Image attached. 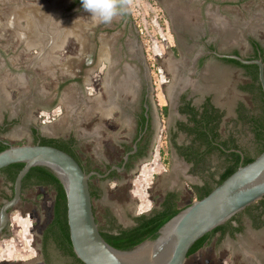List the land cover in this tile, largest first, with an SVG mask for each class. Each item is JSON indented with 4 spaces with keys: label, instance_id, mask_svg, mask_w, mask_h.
Listing matches in <instances>:
<instances>
[{
    "label": "rangeland",
    "instance_id": "obj_1",
    "mask_svg": "<svg viewBox=\"0 0 264 264\" xmlns=\"http://www.w3.org/2000/svg\"><path fill=\"white\" fill-rule=\"evenodd\" d=\"M144 1L152 3L151 10H154H149L152 38L146 37L149 39L148 55L145 51L144 55L147 65L153 63V93H156V103L161 106L170 105L173 82H181L183 73L189 74V80L198 77L192 73L191 65L193 58L200 54L201 40L215 42L225 52L236 48L241 56L251 53L248 44L250 36L264 46V0ZM156 9L161 14H157ZM119 10L123 14L122 8ZM12 11L14 20L13 13L10 15ZM36 11H39L38 16ZM87 15L82 5L74 0H0V124L8 121L7 131L1 137L11 144H33L29 122L43 128L48 137L74 133L78 138L77 153L80 158L91 169L103 170L121 157L123 151L118 141L131 136V120L126 117L120 120L116 113L114 122L105 118L109 114L105 97L99 96V99L93 95L92 72L88 69L83 71L82 81L74 82L67 76L73 70L75 74L82 66L81 30H85L86 25L91 28L95 23ZM159 15L166 18L167 30ZM26 16L31 20H24ZM122 16L119 13L108 25L115 28L117 21H122ZM154 17L159 26L152 24ZM82 22L87 23L85 27ZM27 24L28 27L33 26V33L37 35L34 37L28 33L25 37L33 41L30 45L22 35L23 30H27ZM41 31L45 32L39 33ZM177 31L186 34L184 45L180 44ZM75 33L80 40L76 39ZM47 50V57H54L47 58L44 66L38 58L39 53H46ZM74 56L77 58L75 61ZM206 63L205 77L215 79L214 87L219 88L214 89L217 93L214 103L223 111L220 136H231L241 149L254 155L252 133L237 119L235 111L237 103L243 102L253 113L259 112L256 96L241 88L249 82V77L241 68L225 64L214 56H209ZM78 94L83 101L80 103L81 116L75 106ZM206 94L195 93L194 102L199 103ZM102 105H105V112L100 113ZM52 111L53 117L43 122ZM6 115H9L7 119ZM176 119L173 106L165 117L155 111V121L162 125L155 128L146 156L136 160L129 170L112 178L90 179L98 193L92 197L98 227L109 224V215L117 225H132L134 216L158 208L168 191L176 192L178 205L185 207L196 200L192 185H200L210 179V173L217 176L221 171L224 159L215 153L208 155L205 163L197 169H192L175 153L164 127L166 124L171 127ZM186 138L180 135L177 140L184 142ZM10 195L11 183L0 172V206ZM53 200L54 191L48 186L37 185L22 191L20 200L9 210L6 228L0 233V264H44L40 255V238L52 217ZM238 217L244 228L235 240L228 236L220 239L215 234L198 251L190 254L184 264H264V225L253 227L245 211H240ZM235 244L242 249H236ZM65 260L68 261L67 258Z\"/></svg>",
    "mask_w": 264,
    "mask_h": 264
},
{
    "label": "water",
    "instance_id": "obj_2",
    "mask_svg": "<svg viewBox=\"0 0 264 264\" xmlns=\"http://www.w3.org/2000/svg\"><path fill=\"white\" fill-rule=\"evenodd\" d=\"M213 53L219 58L256 64L264 93V64L260 58ZM135 150L136 143L131 153ZM128 154H125L124 162ZM16 162H22L23 166L16 174L12 196L0 206V232L8 224L9 210L21 198L22 178L32 166L44 165L59 178L64 188L70 242L76 257L84 264H184L187 252L196 240L264 195L263 150L252 161L239 165L208 194L179 210L158 229L154 239H145L131 249L122 250L111 246L100 233L94 217L89 179L92 175L104 177L113 169L121 171L124 162L121 166H111L105 173L86 172L73 156L55 146L10 143L0 151V169ZM144 246L147 248L142 249Z\"/></svg>",
    "mask_w": 264,
    "mask_h": 264
},
{
    "label": "trees",
    "instance_id": "obj_3",
    "mask_svg": "<svg viewBox=\"0 0 264 264\" xmlns=\"http://www.w3.org/2000/svg\"><path fill=\"white\" fill-rule=\"evenodd\" d=\"M75 2H78V0H75ZM248 41L253 47L252 52L255 54L254 57L260 58L264 64V46L256 38L251 36L248 38ZM233 53L238 54L236 50H233ZM247 58L252 59L251 57ZM220 60L232 63L244 71L245 75L249 77V82L242 85L241 88L249 93H252L258 99L259 112L256 114L253 113L251 109L246 107L243 102H238L235 107L237 119L243 122L252 133L255 143V154L253 155L245 152L238 146L235 139L231 136L224 138L220 142L221 146L213 143V141L219 137L218 125L222 112L210 104L208 100L202 104L201 111L195 109L194 106L187 105L185 110L189 113V125H184L183 130L191 135L192 138L188 145L178 146L179 153L186 161L190 162L192 169H197L200 165L202 166L208 155L213 154L216 150L224 159L223 167L217 176H214V173H210L209 180H205L200 185H192L193 194L196 199L202 198L208 194L216 185L236 170L239 165L252 161L264 150V93L259 82L258 66L254 63H241L233 58L222 57ZM159 107L161 108V116H165L167 113V106H161L159 104ZM6 131V125H0V151L7 148L10 144L9 141L1 137V134ZM32 136L33 144H48L60 148L73 156L86 172L92 170L78 155V147L75 145L76 142L73 136H69L68 138L41 136L35 128L32 129ZM17 144L23 143L19 142ZM238 150H241L242 154ZM139 154H144V151H140ZM22 166V162H16L0 169V172L3 173L6 181L11 183V195L8 196L7 199L12 196L13 183L16 174ZM129 168L130 165H127L126 170ZM93 169L99 171L97 168ZM117 174L118 173L113 170L110 174H108V176L112 178ZM92 177H96V175H92L90 179ZM90 179V194L91 197H96L98 193L96 189L92 187ZM37 185L48 186L54 191L52 217L44 227L41 234L42 249L44 251L43 253L46 259V264H52V257H47V247H53L58 251V254L67 258V264H84L76 257L72 249L67 224L66 196L59 178L48 167L44 165H35L32 166L22 178V191ZM182 208L183 207L178 205L177 193L174 191H168L163 196L158 208L152 209L149 213H141L134 216L132 225L126 227L117 225L113 217L109 215V224L105 227H99V230L103 238L111 246L122 250H128L145 239H154L157 236L158 229ZM241 211L247 212L253 227L259 228L263 226L264 195L256 202L246 206ZM239 213L240 212L236 213L227 221L217 225L211 231L205 233L202 237L196 240L189 248L187 256L198 251L217 233L221 239L225 233H229L233 236L236 232H240L243 229V224L238 217ZM232 222H236L237 225H233Z\"/></svg>",
    "mask_w": 264,
    "mask_h": 264
},
{
    "label": "flooded vegetation",
    "instance_id": "obj_4",
    "mask_svg": "<svg viewBox=\"0 0 264 264\" xmlns=\"http://www.w3.org/2000/svg\"><path fill=\"white\" fill-rule=\"evenodd\" d=\"M77 1V0H76ZM75 2V0H74ZM76 4H80V0L76 2ZM118 4L120 5V9L122 8L124 17L122 16V12L119 10L120 18L122 21H117V26L115 28L110 27V23H99L97 24L96 21L94 25L88 27L86 25L85 30H81L82 41L81 42V59L80 62L81 69L75 72L74 76H68L74 82L82 81L83 76L85 73V69L92 72L91 77V89L95 92L93 95L99 98V96L105 97L104 102L107 103L106 110L109 109V114L106 115V119L112 120L113 122L116 121L114 113H116L117 118L120 120L122 118H128L131 121V129L129 131L128 139H121L119 140V146L122 148V155L121 157L113 162L109 167H105L103 170L98 169L101 173H105L111 166H121L124 162V156L126 153L129 152L127 159L124 162V168L121 171L115 170L117 173L127 171L126 166L133 165L136 160H139L146 156L153 134L155 133L156 127H161L162 123L157 124L155 121V111L159 113L161 116L160 110L161 108L158 107L160 103H156V93H153V86L152 80L149 76V68L145 61L144 49L141 45L140 39L136 33L135 28L130 23V20L126 18L125 8L122 6V0H118ZM90 15H87V18ZM92 19V18H90ZM120 20V19H119ZM45 20H43L44 22ZM34 32V31H33ZM45 31H41L39 33H43ZM109 32V34L107 33ZM106 33V34H103ZM23 37L26 36V32L22 33ZM36 35H34L35 37ZM176 36L180 39V44L184 45V37L186 34L180 31L176 32ZM76 39L80 40V37L76 34ZM249 38V37H248ZM26 39V38H24ZM33 39V38H32ZM26 41H28L26 39ZM41 42V41H40ZM202 43L201 49L197 56L193 58L192 73L197 74L198 77L191 78L189 74L183 73L184 79L173 82L172 85V78L171 83L169 84L171 87V95L169 99V106H167V113L165 116H168L170 112V107L173 106L175 113L177 114V119L174 121L171 127L167 124L164 127L167 135V139L171 147L174 148L176 154H178L182 159L184 157L179 153L178 146L188 145L191 142L192 136L189 135L185 130H183L184 125L188 124L189 113L186 112L185 108L187 105L194 106L195 109L199 111L202 110V104L208 100L210 104L214 107L219 109L220 112H223L216 103H214V99L217 96L216 90L217 87L215 79L211 77H205L204 73L207 70L208 64L206 60L209 56H214L218 60L217 57L213 52H220V53H233V50H236L238 54L240 51L236 48L231 49L228 52L220 50L217 43L209 42L206 40H201ZM248 44L251 47V53L249 55H245L243 57H251L255 58V54L252 52L253 47L248 41ZM39 44H36L38 46ZM188 47V46H187ZM42 49V47H41ZM43 53V51H42ZM40 54V59L38 61L41 62L43 59V54ZM222 61V60H220ZM225 64L231 65L233 67H237L232 63H227L222 61ZM84 66V67H83ZM78 68V66H77ZM80 72L82 74H80ZM88 72V73H89ZM190 73V74H192ZM203 73V74H202ZM180 74V73H179ZM195 79V80H194ZM214 81V82H213ZM219 90V88H217ZM206 92L207 94L203 96L202 100L199 103H195L194 99L196 98L195 93ZM211 94H208V93ZM81 94L77 95V102L75 100L76 112L79 116L82 115L81 113ZM99 98V99H101ZM98 99H96L97 101ZM98 102V101H97ZM99 103V102H98ZM105 105H102L99 112L103 113L105 110L103 109ZM110 107V108H108ZM113 110V111H112ZM112 111V112H110ZM54 111L51 114H47V117H53ZM223 115V113H222ZM9 115H6L5 118L7 119ZM77 116V114H76ZM161 116V117H165ZM222 118V116H221ZM221 122V119H220ZM219 122V125H220ZM7 125L8 121L2 122L0 125ZM219 125H218V133H219ZM30 126V133L32 136V129L35 128L38 131V134L41 136H46L44 133L43 128L38 127L35 122H29ZM183 135L187 137L186 141L178 142V136ZM69 136H73L75 140V145L78 147V138L73 134H69L67 136L61 135L56 137L61 138H68ZM33 137V136H32ZM48 137V136H47ZM33 139V138H32ZM220 136L216 138L213 143L216 145L221 146L220 142L223 140ZM136 143V150L131 153L133 149V145ZM144 151V154H139L140 151ZM213 153L220 156V154L216 151ZM221 157V156H220ZM185 160V159H184ZM186 161V160H185ZM188 164L190 162L186 161ZM130 169V168H129ZM128 169V170H129ZM94 170V169H92ZM111 170L110 172H112ZM110 172L108 174H110ZM108 174L104 177H99L101 179H109L110 177ZM98 177V176H96ZM233 225H237L236 222H232ZM252 224V223H251ZM124 227V226H123ZM6 228V227H5ZM4 228V229H5ZM244 228V227H243ZM4 231V230H3ZM2 231V232H3ZM243 229L240 232H236L233 236L229 233H225L224 236H228L230 239H236L238 234H241ZM1 233V232H0ZM218 234V233H217ZM223 236V237H224ZM236 249H242L241 246H237L235 244ZM47 257H52V264H67L65 257L58 254V251L55 250L53 247H47ZM42 249V236L40 238V255L41 259L44 264H46V259ZM50 260V259H49Z\"/></svg>",
    "mask_w": 264,
    "mask_h": 264
},
{
    "label": "built area",
    "instance_id": "obj_5",
    "mask_svg": "<svg viewBox=\"0 0 264 264\" xmlns=\"http://www.w3.org/2000/svg\"><path fill=\"white\" fill-rule=\"evenodd\" d=\"M148 4H149V7H148ZM148 4L144 0H122V6L125 8L126 18H128L130 20V23L135 28L136 33L140 39L141 45L145 51V54H147V55H148L147 44H148L149 39L146 37L149 36L150 38H152V36L150 35V32H149V30L151 31V29H149L150 24L148 23V17H149V10L153 9L152 3L149 2ZM158 10L159 9H156V11H155L157 14L160 12ZM151 11L154 12V10H151ZM159 14H161V13H159ZM159 17L162 20V23H164L165 28H166L167 27L166 18H163L162 15H159ZM151 22L153 25L159 26V22L156 19V17L151 19ZM166 30H167V28H166ZM150 66L152 68H150ZM148 68H149V76L152 80L153 79L152 76L155 75L154 69H153V63L148 65ZM152 83L155 84V81H152ZM163 84H165V82H163ZM155 89H157V88H155ZM45 121H48L47 116H45V119L43 120V122H45Z\"/></svg>",
    "mask_w": 264,
    "mask_h": 264
},
{
    "label": "clouds",
    "instance_id": "obj_6",
    "mask_svg": "<svg viewBox=\"0 0 264 264\" xmlns=\"http://www.w3.org/2000/svg\"><path fill=\"white\" fill-rule=\"evenodd\" d=\"M80 2L82 8L90 14L89 17L95 20L97 24L110 23L119 14L118 0H80Z\"/></svg>",
    "mask_w": 264,
    "mask_h": 264
},
{
    "label": "bare ground",
    "instance_id": "obj_7",
    "mask_svg": "<svg viewBox=\"0 0 264 264\" xmlns=\"http://www.w3.org/2000/svg\"><path fill=\"white\" fill-rule=\"evenodd\" d=\"M13 13V11L12 12H10V15ZM20 13V12H19ZM88 13V12H87ZM22 14V13H21ZM36 14V13H35ZM89 14V13H88ZM13 16H12V20H14V13L12 14ZM17 15H19V14H17ZM38 15V14H37ZM90 15V14H89ZM8 17L7 18H9V15H7ZM24 17H25V15H24ZM27 17V16H26ZM91 18V17H90ZM11 19V18H10ZM31 20V19H29L28 17L27 18H24V20ZM23 20V19H22ZM40 20H43V19H40ZM17 23V22H16ZM27 28V30H23V33H24V31L26 32V36L25 37H27V35H28V33H30V34H33V36L35 35L34 33H33V29L31 28V27H33L32 25L30 26V27H28V24H27V26H26ZM74 32V31H73ZM37 34V33H36ZM76 34V33H75ZM74 34V35H75ZM66 35V34H65ZM68 35V34H67ZM37 36V35H36ZM64 36V35H63ZM24 37V38H25ZM28 40V45H30V44H33V41L31 40V39H27ZM64 41V40H63ZM27 42V41H26ZM32 42V43H31ZM37 43H35L34 45H36ZM62 44H64V42L62 43ZM55 46V45H54ZM43 48V47H42ZM57 48V47H56ZM55 49V48H54ZM145 248H147L146 246H144L142 249H145ZM140 250V249H139Z\"/></svg>",
    "mask_w": 264,
    "mask_h": 264
},
{
    "label": "crops",
    "instance_id": "obj_8",
    "mask_svg": "<svg viewBox=\"0 0 264 264\" xmlns=\"http://www.w3.org/2000/svg\"><path fill=\"white\" fill-rule=\"evenodd\" d=\"M86 21V20H85ZM83 23H85V24H83ZM82 24L84 25V27H85V25L87 24L86 22H82ZM66 27H67V25H66ZM88 27H89V25H88ZM65 31H67V29H65ZM73 31H75L74 29H73ZM66 35H67V33H65ZM64 34V35H65ZM61 42H62V40H61ZM61 44V43H60ZM43 54V59H41V63H43V65L45 66L46 65V62L45 61H47V55H48V50H47V52L45 53V52H43L42 53ZM52 57V58H51ZM53 57L54 56H49V58L48 59H53ZM73 58V60L75 61V59L77 60V58L74 56V57H72ZM49 61V60H48ZM45 62V63H44ZM67 67H64L63 69H66ZM72 69V68H71ZM73 72V73H72ZM71 73H69V75H67V76H74L75 74H74V70L72 71ZM53 76V75H52Z\"/></svg>",
    "mask_w": 264,
    "mask_h": 264
}]
</instances>
